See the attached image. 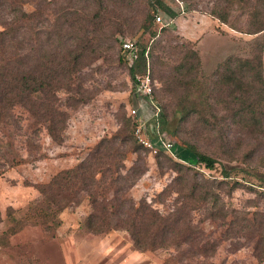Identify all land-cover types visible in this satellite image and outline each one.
I'll list each match as a JSON object with an SVG mask.
<instances>
[{"label":"rangeland","instance_id":"obj_1","mask_svg":"<svg viewBox=\"0 0 264 264\" xmlns=\"http://www.w3.org/2000/svg\"><path fill=\"white\" fill-rule=\"evenodd\" d=\"M160 1L175 16L154 0H0V31L22 19L10 52L17 62L24 56L25 70L43 63L46 54L59 59L74 51L79 58L71 90L55 93L57 108L67 114L61 141L18 105L0 119V264L261 263L264 135L233 117L250 82L243 73L234 81L222 78L217 67L230 56L259 54L264 29L251 32L248 9L237 1L225 23L210 15L216 0ZM115 39L150 54L153 100L165 116L170 151L150 152L131 132L129 110L148 107L136 98ZM189 49L198 57L197 70L186 57ZM260 57L264 89V48ZM160 64L175 75L171 93L164 91ZM236 84L241 98L229 93ZM259 110L263 115V105ZM111 137L113 156L90 179L105 182L91 190L107 207L116 196L124 209L132 202L160 215L173 213L169 238L155 249H136L121 227L88 232L83 221L93 210L86 192L51 182ZM180 141L212 157L213 166L196 162Z\"/></svg>","mask_w":264,"mask_h":264},{"label":"trees","instance_id":"obj_2","mask_svg":"<svg viewBox=\"0 0 264 264\" xmlns=\"http://www.w3.org/2000/svg\"><path fill=\"white\" fill-rule=\"evenodd\" d=\"M234 1L241 3L248 9V25L251 26V32L262 31L264 29V0H216L217 5L210 11V15L218 21L225 23L227 21L228 10ZM154 2L156 7L161 8L168 16H175L173 11L160 0H154ZM26 16L24 12H21V18ZM8 25L14 27L9 28ZM16 26L18 28L22 27V19L20 22H16L15 18L6 22L5 28L0 31V119L7 116L13 107L18 105L44 126L50 138L54 141H61L67 114L57 108L55 93L59 89L71 90L69 81L71 80V75L77 69L75 65L79 59L78 55L74 51H67L58 59L54 55L46 54V57H44L46 60L43 63L37 60L30 70H25L24 56L22 55L17 62V59L12 58V52H10L13 44V31ZM115 41L120 43L119 40L115 39ZM263 48L264 45L260 46L258 48L259 54L257 53L252 58L227 57L217 67L222 72V78L226 77L234 81L237 80V73H243L244 80L250 82L249 85L246 84L245 88L251 92H247V96L244 98L245 101L240 102L242 109L235 110L233 117H239L240 115V121L243 122V126L248 131H251L255 126L260 127L262 131L257 133H261L262 135H264V114L262 115L259 109H261L262 105L264 107L263 65L260 57V52ZM143 50L144 47H140L138 59L131 64L123 60L120 51L119 59L127 67L133 89L134 76L144 71ZM147 53L150 76H152L151 57L148 50ZM186 57L193 59L194 69L197 70L199 61L196 52L189 49ZM14 62L16 66H14ZM160 65L164 77L162 82L164 91L171 93L172 86L176 83L175 75L171 74L170 70L164 68L163 64ZM238 87L239 85L236 84L229 93L236 91L239 96ZM34 93L37 96L35 98L32 96ZM152 95L154 97L153 91ZM158 117L160 131L162 133L167 132L164 126L166 124L165 116L160 106ZM253 118L256 119L255 124L250 121ZM135 123V121L131 120V132ZM253 125L255 126L252 128L251 126ZM173 130L171 131L173 132ZM115 141V137L99 140L86 158L73 168L58 172L51 182L57 186L67 188L78 187L86 192L93 210L83 221V226L88 232L100 233L112 227H121L129 233L136 249H155L161 245L162 241H167L169 238L167 237L169 228L174 223L173 213L160 215L144 203H138L134 206L132 202L124 209L119 205V203H122L119 199L120 197L116 196L112 201H108L107 207V203L103 202L104 199L98 201L91 190L95 182H101V180L94 181L90 179L97 172L103 173V166L113 156L111 152L114 151L107 144H112ZM179 144L181 148L195 157L196 162L202 163L204 167L211 168L215 163L212 157L197 152L191 145L183 141H180ZM93 172L94 174L92 175ZM111 180V182H114L116 179ZM104 182L102 181L101 183L103 184ZM262 183L264 185V177L262 178ZM113 201L116 203L114 204Z\"/></svg>","mask_w":264,"mask_h":264},{"label":"built area","instance_id":"obj_3","mask_svg":"<svg viewBox=\"0 0 264 264\" xmlns=\"http://www.w3.org/2000/svg\"><path fill=\"white\" fill-rule=\"evenodd\" d=\"M154 20L157 23L162 21L159 15H155ZM120 51L122 53L123 60L128 64L135 62L140 54V48L135 42L129 40H123L120 43ZM142 59L144 71L134 76V93L136 94L137 100L144 102L148 109L146 112L142 113H139L136 107H132L129 110L131 120L136 122L132 128V134L135 140L150 152L155 153L160 150L170 151L173 143L169 139L165 138V133L160 131L158 117L159 105L153 100V89L147 48H144L142 52ZM147 127L151 129L153 135L148 133ZM260 264H264V256L262 257Z\"/></svg>","mask_w":264,"mask_h":264}]
</instances>
